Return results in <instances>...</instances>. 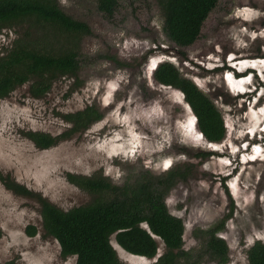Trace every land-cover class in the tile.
Instances as JSON below:
<instances>
[{"label": "rangeland", "instance_id": "obj_1", "mask_svg": "<svg viewBox=\"0 0 264 264\" xmlns=\"http://www.w3.org/2000/svg\"><path fill=\"white\" fill-rule=\"evenodd\" d=\"M59 1L92 28L83 40L86 64L78 79L59 77L40 98L24 84L0 99L2 172L69 210L87 204L93 194L71 183L68 173H101L122 184L142 167L162 173L191 161L195 173L178 180L167 197L171 211L186 223L184 248L194 256L203 253L194 232L233 211L218 234L229 245L226 264H249L248 249L256 240L264 241V148L244 152L243 142L263 135L264 97H237L226 82L230 73L223 74L220 64L232 54L245 64L264 56V0H219L200 37L184 48L168 39L156 0H123L112 17L98 10L97 0ZM28 25L21 21L0 31L1 54ZM108 55L127 66H118ZM165 59L173 60L222 110L225 140L209 143L184 94L153 79L154 66ZM215 65L219 68L209 70ZM94 103L104 117L48 149L26 135L30 130L58 135L70 127L63 114ZM232 170L234 175L226 177ZM40 210L36 199L15 193L0 180V264H76V256L63 257L59 242L44 230ZM29 224L38 226L35 236L26 233ZM158 240L159 254L153 259L129 253L114 236L112 244L126 264H151L165 250ZM196 259L197 264H218L206 253Z\"/></svg>", "mask_w": 264, "mask_h": 264}, {"label": "trees", "instance_id": "obj_2", "mask_svg": "<svg viewBox=\"0 0 264 264\" xmlns=\"http://www.w3.org/2000/svg\"><path fill=\"white\" fill-rule=\"evenodd\" d=\"M156 1L163 11L168 39L180 48L192 45L200 37L205 21L219 2ZM122 2L97 0V8L112 17ZM21 21L29 22L28 27L0 53V99L24 84H29L33 97L40 98L51 90L59 77L75 76L78 79L86 64L82 55L83 40L93 33L91 26L67 13L59 0H0V31ZM111 60L118 66H127L115 56ZM153 78L157 83L177 88L184 94L185 102L196 116L198 129L209 142L225 140L227 127L222 110L172 60L159 63ZM104 115L99 104H90L63 114L70 127L58 135L38 130L27 131L26 135L41 149H48L89 129ZM197 154L204 157L213 153ZM195 171L191 161L176 163L162 173L142 167L130 173L122 184L114 183L101 173H68L71 183L93 194L87 204L69 210L58 207L1 169L0 180L8 189L33 197L40 203L44 230L59 242L63 257L76 256V264H126L112 244L113 236L124 250L149 259L157 257L158 239L162 240L165 250L151 264H197L196 257H202L203 253L218 264H226L229 245L218 234L225 228L233 211L211 227L194 232L203 244V253L194 256L192 251L184 248V219L174 214L167 204V197L178 180L192 177ZM37 232V225L26 227L30 236ZM247 254L249 264H264V241L256 240Z\"/></svg>", "mask_w": 264, "mask_h": 264}, {"label": "flooded vegetation", "instance_id": "obj_3", "mask_svg": "<svg viewBox=\"0 0 264 264\" xmlns=\"http://www.w3.org/2000/svg\"><path fill=\"white\" fill-rule=\"evenodd\" d=\"M242 60L244 59H238L236 55L231 58H228L227 55L225 61L220 64L223 74L227 72L230 73V76L226 77V81L230 82V84L235 87V89L230 88V90L234 92L237 97L246 96L247 98L252 97L256 100L259 97H264V62H262L264 61V56L251 58L248 64L241 63ZM253 60H257L259 66H257ZM217 67L218 66L215 65V67L213 66L212 68H209V70H214ZM260 129V132H264V126H261ZM254 133L250 132V136ZM263 135L257 137L251 136L250 141H262L261 137Z\"/></svg>", "mask_w": 264, "mask_h": 264}, {"label": "clouds", "instance_id": "obj_4", "mask_svg": "<svg viewBox=\"0 0 264 264\" xmlns=\"http://www.w3.org/2000/svg\"><path fill=\"white\" fill-rule=\"evenodd\" d=\"M233 56H235V55H231L230 57H228V58H231V57H233ZM165 60H167V59H165ZM164 60V61H165ZM173 61V60H172ZM163 62V61H162ZM155 67H157V64H156V66H154V70L156 69ZM150 68H152V65H151V67ZM154 72V71H153ZM225 74H228V72L227 73H225ZM153 75V74H152ZM154 79V78H153ZM227 82V81H226ZM227 85H228V87L229 88H234L235 89V87H233L232 86V84H230V82H227ZM200 131V130H199ZM200 133L202 134V132L200 131ZM260 133H262V134H264V132H260ZM203 135V134H202ZM204 136V135H203ZM255 136V135H254ZM254 136H252V137H254ZM204 138H205V136H204ZM264 138V135H263V137H262V139ZM206 139V138H205ZM207 140V139H206ZM208 141V140H207ZM246 141V142H245ZM243 143H245L246 144V146L243 148V151L245 152L246 150H250L251 152L252 151H254L255 150V148H258V147H261V148H264V142L262 143V144H260V142L261 141H258V142H251L250 141V139H247V140H245ZM209 142V141H208ZM209 143H218V142H209ZM242 151V152H243ZM264 152V151H263ZM255 153V152H254ZM258 156V155H257ZM235 170V169H234ZM234 170H232L229 174H227L226 175V177H230V176H232V175H234ZM118 253V252H117ZM145 257V256H144Z\"/></svg>", "mask_w": 264, "mask_h": 264}]
</instances>
